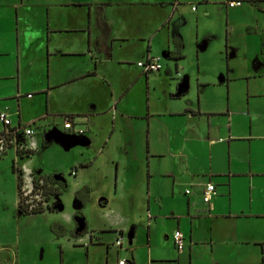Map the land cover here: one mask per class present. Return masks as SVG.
<instances>
[{
  "label": "crops",
  "instance_id": "1",
  "mask_svg": "<svg viewBox=\"0 0 264 264\" xmlns=\"http://www.w3.org/2000/svg\"><path fill=\"white\" fill-rule=\"evenodd\" d=\"M7 1L15 14L6 20L0 5V113L7 112L14 127L32 125L47 133L56 125L63 127L68 116L86 128L90 144L84 147L88 151L80 152L81 167H76L75 215L92 200L88 172L98 167L99 155L111 146L128 157L129 164L116 162L113 199L100 202L107 208L104 215L117 212L109 209L111 204L131 201L137 177L148 181L147 208L136 216L145 224V245L135 243L136 235L129 239L128 228L119 224L81 230L75 217L73 228L72 216L66 221L67 235L58 239L71 235L74 246L69 247L81 250L77 255L85 253V264H115V256L133 264H264V119L250 108L235 110L231 95L225 105L208 104L211 84L201 77L173 81L161 93L153 75L162 77L165 56L177 61L176 77L182 75L185 41L171 35V24L180 18L185 0L166 1L172 4L170 11L174 9L172 17L140 37L145 52L137 58L130 51L132 9L148 11L163 0ZM232 1L241 0L227 1L229 8H238L230 7ZM253 2L264 12V0ZM258 37L264 45V35ZM149 55L161 56L163 69L144 75L138 63ZM134 59L139 60L136 66ZM256 69L263 78L264 62ZM39 122L46 125L37 128ZM97 137L104 143L98 150L93 146ZM42 142L47 143L45 138ZM60 180L54 177L57 188ZM209 183L216 185L217 194L206 204L203 192ZM19 212L24 214L20 205ZM176 231L185 237L182 251L175 244ZM120 235L134 246L127 255L122 254L126 245L116 244ZM61 254V264H66L64 246Z\"/></svg>",
  "mask_w": 264,
  "mask_h": 264
},
{
  "label": "rangeland",
  "instance_id": "2",
  "mask_svg": "<svg viewBox=\"0 0 264 264\" xmlns=\"http://www.w3.org/2000/svg\"><path fill=\"white\" fill-rule=\"evenodd\" d=\"M163 1L164 4L149 8L148 11L132 9L133 42L130 51L134 58L145 52L140 37L149 33L151 27L162 20L166 23L172 17L174 9L171 11L169 9L172 4H166L167 0ZM227 1L211 0L212 4L208 6L204 0H185L184 5L179 8L180 18L171 24V35L173 37L178 35L185 41L183 52L186 59L179 66L182 75L176 77L177 67L175 64L177 61L166 56L163 59L165 70L161 73L162 77L159 74L153 75L158 77L156 83L161 93L163 90H167V87L170 88L173 81L180 82L185 79L184 81L188 82L189 79H192L195 82L201 77L211 84V87L207 89L206 101L208 104L210 103L213 107H219L220 103L225 105L231 95L235 110L242 108L243 111H247L250 108L254 115L264 119V100H261L264 99V74L263 78L260 77L256 69L260 62H264V45L258 37L259 33L264 35V12L255 7L253 2L255 0H241L243 5L235 9L229 8ZM8 2L0 0V5L7 17L6 20L13 19L15 14ZM193 7L196 8V12ZM2 8H0V15L3 14ZM230 41L234 42L232 47L229 44ZM164 52L161 51V54L165 55ZM138 61V59H134L133 65ZM170 70L172 75L167 74ZM173 76L176 77L175 80H173ZM222 78L226 79L224 84ZM146 82L145 80L144 84ZM230 84L232 86L231 93ZM194 97L195 100H198V91ZM29 111L31 116L35 115V110ZM45 125L44 122H39L36 127L42 129ZM59 125V129L62 130V124ZM138 130L141 131V128L139 127ZM46 133L44 130L37 132V138L41 140L42 145L39 151L32 156L26 157V154L21 151L17 153L16 148L9 149L6 154L0 155V260L8 264H61V246H64L66 264H85V253L77 255L76 253L81 250L69 247V244L74 246L71 235L68 239H58L61 237L55 233L54 226L56 223H60L66 228V221L72 216L71 221L73 228L75 227V213L78 210L76 190L78 183L72 172L76 167H81L78 162L80 152L88 151L89 148L87 150L83 146H77L68 150L63 145L62 139L56 136L51 137L43 145L42 141H44ZM93 146L97 147V150L104 147L103 139L97 137ZM114 146L118 147V144H114ZM92 149L90 148V151L93 153ZM121 154L112 146L107 148L104 154L99 155L98 167L92 172H88L87 176H91L93 183L92 200L79 212L85 217L82 219L80 227L81 230H86L88 226L89 231H99L105 225L119 224L128 228L129 239L136 235L138 238L135 239V243L141 246L145 245L147 240L142 236L145 224L144 221H137L136 216L143 215L147 208L145 199L148 197L145 193H147L148 181L146 178L137 177L135 179L134 185L132 184L130 189L131 194L133 193L131 201L130 198H127L110 205V210L117 209L114 215H104L107 208H102L100 203L104 199H113L116 162L120 161L121 164H126L129 161L128 157L121 156ZM137 164L134 166L138 168ZM22 165L40 170L42 178L48 182L50 193L57 192H55L57 187L54 184V177H61V183L67 184V187L61 190L58 187L60 198L53 201L63 205L62 212L20 214L18 172ZM159 183L165 185L162 182ZM143 234L146 237V233ZM57 241L60 243L57 244ZM124 244L126 246L123 248L125 251L122 254L127 255L128 249L131 250L134 246L129 244L128 237L124 240ZM139 254L143 260L144 256L140 252ZM113 260L115 264L119 263L116 256ZM144 263L141 262V264Z\"/></svg>",
  "mask_w": 264,
  "mask_h": 264
},
{
  "label": "built area",
  "instance_id": "3",
  "mask_svg": "<svg viewBox=\"0 0 264 264\" xmlns=\"http://www.w3.org/2000/svg\"><path fill=\"white\" fill-rule=\"evenodd\" d=\"M230 7H239L242 5L240 1H232L229 3ZM196 11V8L193 7ZM144 75L158 73L163 69L162 57L149 55L148 59L138 63ZM0 155L6 154L9 149L16 148L17 153L23 152L26 157L34 155L39 151L40 144L38 141V130L32 125L13 126L10 115L7 112L0 113ZM54 128H60L56 125ZM60 130V129H59ZM63 132L73 136H85L86 128L78 121L76 117H66ZM77 169L72 174L76 176ZM19 175V195L20 206L27 214L53 212L56 204V193H50L48 182L42 178L36 169H31L28 166H21L18 172ZM56 192V190H55ZM187 193H191L190 190ZM217 194L216 185L213 183L207 184L203 192V201L210 204ZM175 244L179 251L185 247V237L180 231L174 234ZM117 246L123 247L124 237L120 235L116 241ZM119 264H127L126 261H119Z\"/></svg>",
  "mask_w": 264,
  "mask_h": 264
},
{
  "label": "water",
  "instance_id": "4",
  "mask_svg": "<svg viewBox=\"0 0 264 264\" xmlns=\"http://www.w3.org/2000/svg\"><path fill=\"white\" fill-rule=\"evenodd\" d=\"M56 136L62 139V143L65 146L66 149L71 150L77 146H83L87 147L89 146L90 142L85 138V136H73V135H68L66 133H63L61 130L58 128H54L50 132H48L45 135L46 141L50 140L51 137ZM57 180H60V177H56ZM64 210L63 205L59 202H57L54 206V211L53 212H62ZM77 219V218H76ZM78 223H82V219L76 220ZM82 229V228H81ZM127 264H133L132 262H128Z\"/></svg>",
  "mask_w": 264,
  "mask_h": 264
},
{
  "label": "trees",
  "instance_id": "5",
  "mask_svg": "<svg viewBox=\"0 0 264 264\" xmlns=\"http://www.w3.org/2000/svg\"><path fill=\"white\" fill-rule=\"evenodd\" d=\"M177 48H180V46L179 45H177ZM63 188H65V187H67L66 185V183H64V184H60ZM20 211L22 212V213H24V214H27V213H25L24 211H23V209H22V207L20 206ZM35 214H38V213H35ZM81 216H83L82 215V213H77L76 215H75V217L76 218H79V217H81ZM54 230H55V233L57 234V235H59L60 237H62V236H65V235H67V229L64 227V226H62L61 224H59V223H56L55 224V226H54ZM86 232V231H85ZM72 233V235H75L76 234V231H72L71 232Z\"/></svg>",
  "mask_w": 264,
  "mask_h": 264
},
{
  "label": "flooded vegetation",
  "instance_id": "6",
  "mask_svg": "<svg viewBox=\"0 0 264 264\" xmlns=\"http://www.w3.org/2000/svg\"><path fill=\"white\" fill-rule=\"evenodd\" d=\"M58 187H59L60 190H61V188H63V187H61L60 185H59ZM59 189L57 188V190H56V191H57V192H56V198H58V197L60 196L59 191H58Z\"/></svg>",
  "mask_w": 264,
  "mask_h": 264
}]
</instances>
